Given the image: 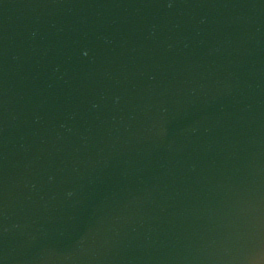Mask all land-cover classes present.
<instances>
[{"label": "water", "instance_id": "water-1", "mask_svg": "<svg viewBox=\"0 0 264 264\" xmlns=\"http://www.w3.org/2000/svg\"><path fill=\"white\" fill-rule=\"evenodd\" d=\"M18 264H264V0H41Z\"/></svg>", "mask_w": 264, "mask_h": 264}]
</instances>
